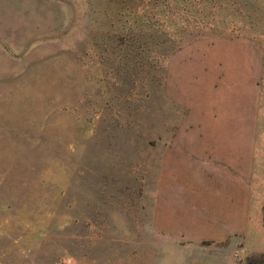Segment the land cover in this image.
I'll use <instances>...</instances> for the list:
<instances>
[{
	"label": "rangeland",
	"instance_id": "374dc122",
	"mask_svg": "<svg viewBox=\"0 0 264 264\" xmlns=\"http://www.w3.org/2000/svg\"><path fill=\"white\" fill-rule=\"evenodd\" d=\"M244 129L263 221L211 222L183 140ZM0 264H264V0H0Z\"/></svg>",
	"mask_w": 264,
	"mask_h": 264
},
{
	"label": "crops",
	"instance_id": "0c3cea01",
	"mask_svg": "<svg viewBox=\"0 0 264 264\" xmlns=\"http://www.w3.org/2000/svg\"><path fill=\"white\" fill-rule=\"evenodd\" d=\"M261 72V61L258 64ZM254 65L251 66L255 73ZM246 91L242 97L232 95L230 103H220L219 96H214L216 102L208 106H239L243 112V127L253 128L257 125V114L259 106H262V90L256 83L255 75L247 77ZM216 97V98H215ZM218 100V101H217ZM189 106H192L189 104ZM242 117V118H243ZM259 138L254 133H248L244 129V134L237 137L223 136L216 137L209 146L199 145L192 137H185L181 146L184 156V168L196 169L195 158H201L204 148L209 151L206 158V167L214 177L209 186L212 198L215 202L210 206L208 215L211 222H227L231 224H246L257 219L259 224L263 221V203L254 204V179L256 174L257 161L259 157ZM198 143H204L199 141ZM230 143V145H229ZM171 151V150H170ZM175 152L178 150L175 149ZM203 167L199 162V169ZM237 228H234L236 230Z\"/></svg>",
	"mask_w": 264,
	"mask_h": 264
}]
</instances>
